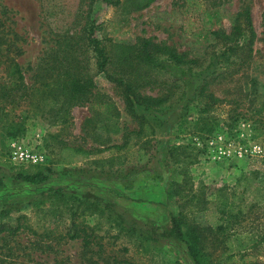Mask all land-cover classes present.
<instances>
[{"label":"rangeland","instance_id":"obj_1","mask_svg":"<svg viewBox=\"0 0 264 264\" xmlns=\"http://www.w3.org/2000/svg\"><path fill=\"white\" fill-rule=\"evenodd\" d=\"M189 2L0 0V222L20 220L0 233V264H194L191 225L211 257L235 252L221 264H243L229 251L237 238L258 239L244 260L264 264V0ZM89 8L109 39L107 73L169 95L156 111L138 109L152 135L137 134L82 38ZM244 9L252 51L215 62L211 32L230 31ZM143 38L199 64L142 67L133 46ZM15 145L41 158L20 161ZM38 167L50 170L42 182L12 176ZM210 209L225 234L208 229Z\"/></svg>","mask_w":264,"mask_h":264},{"label":"trees","instance_id":"obj_2","mask_svg":"<svg viewBox=\"0 0 264 264\" xmlns=\"http://www.w3.org/2000/svg\"><path fill=\"white\" fill-rule=\"evenodd\" d=\"M96 1H102L112 5L118 2V0H88V5H92ZM189 1L190 0H186L188 5H190ZM89 13L90 8L88 10V14H86L88 17V21L83 28L84 36L82 37L86 41V46L96 54L98 69L106 73L108 79L120 89L121 94L124 97L126 111L138 123V130L136 131L137 134L152 135L154 133L153 129L149 125L145 115L139 112L138 109L141 108L145 111H156L166 101L169 100V95L162 94L159 96H151L143 94L137 89L136 84H134L133 80H131L130 78L128 79L120 76L115 77L107 73V67L110 61V52L107 44L104 41L109 39H101L97 37V24L95 22L96 19ZM211 34L213 35V39L215 41L214 46L219 47V53L214 56V61L219 62L220 60H222L224 63L228 64L237 61L241 57V55L243 56L245 53L251 52L257 37L249 9H244L238 12L235 23L230 31H226L224 29H216L213 30ZM133 48L136 50L133 56V60H135L136 63L142 67H147L150 65L159 66V62H165L171 67H179L183 64H199V62L195 59L184 58V54L177 52L173 47H170L163 43H156L148 38L140 39L139 42H137V44L133 46ZM14 68L16 71H19L17 65H15ZM222 73L223 72H214L215 76L213 79H215ZM209 79L210 78H208V76L202 79L203 82L201 86H199V93H202L203 89L207 87ZM209 101L210 103L215 104L216 102H222V99L213 97L210 94ZM81 152L84 154L88 153L83 151ZM46 172L49 173L50 170L47 169L44 171L39 167L35 168L34 170L20 169L14 170L12 176L16 180H23L29 183H37L47 179L48 174ZM171 178L173 181L176 179L174 174L171 176ZM20 217L21 215H18L17 218L20 219ZM222 220L223 219L220 218L219 212L215 209H210L206 214V221L209 225L208 229L218 230L219 232L225 234L226 232ZM19 221L20 220H18L15 226L7 222H0V233L8 232L10 234H14L20 227ZM73 225L75 226V224ZM73 229L74 231L71 234V237L75 238L78 236V230L77 227H74ZM225 238L227 239L228 236H223V239ZM256 241L258 242V239ZM256 241L247 240L245 242H242L241 238H237L235 246H229V251L236 250L238 253H241L240 257L243 264H252L253 262H246V260H244L248 253H245L243 251L246 250L247 247H254V245H249V243ZM203 242H205V238L201 233H199L198 227L191 225V236L189 237L188 248L194 258V264H221L220 261H222L223 256L227 255L229 257H232L235 255V252L224 254V250V252L220 254V257H211V253L207 252L204 249ZM197 245L200 247V250H198ZM254 264H257V262H254Z\"/></svg>","mask_w":264,"mask_h":264},{"label":"built area","instance_id":"obj_3","mask_svg":"<svg viewBox=\"0 0 264 264\" xmlns=\"http://www.w3.org/2000/svg\"><path fill=\"white\" fill-rule=\"evenodd\" d=\"M15 148H16L14 152L15 158L19 159L20 161H28L31 163H36L41 158L39 154L31 153L29 150H24L20 146L15 145Z\"/></svg>","mask_w":264,"mask_h":264}]
</instances>
